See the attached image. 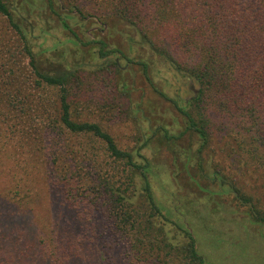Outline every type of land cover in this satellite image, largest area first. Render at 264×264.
I'll return each mask as SVG.
<instances>
[{
	"label": "rangeland",
	"instance_id": "1",
	"mask_svg": "<svg viewBox=\"0 0 264 264\" xmlns=\"http://www.w3.org/2000/svg\"><path fill=\"white\" fill-rule=\"evenodd\" d=\"M116 3L117 0H53L58 14L69 16L70 24L78 33L85 30L91 37L101 36L110 45L127 50L129 56L147 60L151 81L137 64L116 59L119 64L116 69L112 63L108 64L111 59H98L95 54L75 47L68 39L69 32L61 27L55 12L46 5L29 10L31 17L27 21L32 24L34 36H27L28 43L34 52L43 51L47 60L54 64L60 61L71 73L65 86L72 114L99 124L119 148L129 149L137 163L148 165L151 191L164 215L163 218L155 216L153 220L157 227L163 225L171 243L180 245L185 241L178 229L181 226L192 234L196 250L207 264H264V222L255 220L251 214L252 205L264 213V128L257 131L249 120L239 122L240 117L234 118L232 114L226 119L221 116L223 112L213 109V113L208 111V119L210 117L213 123L212 134L208 142L201 145L196 133L185 130L182 116L168 99L175 97L178 104L185 105L196 94L197 83L188 75L175 72L140 45L130 54L126 35L137 31L114 14ZM103 14H109L104 19L106 24L96 19ZM158 27L153 31L162 33ZM22 41L16 30L0 16V114H5V120L12 123L15 130L23 123L18 118H23L25 130L34 128L37 132V129H45L47 121L57 112L58 89L36 86L20 47ZM159 91L166 96H161ZM41 98L45 110L39 111L36 108H40ZM0 126H3L1 122ZM159 127L167 130L168 139L162 136L161 130L157 131ZM246 127L252 128L246 130ZM225 129H230L231 134L226 135ZM63 136L58 148L65 159L58 165L62 174L75 168L72 175L77 174L78 181L69 187L63 184L62 189L65 192L69 188L83 195L80 205L85 207L86 214L76 220L78 202L72 205L66 194V202L60 201L54 185L48 188L45 202L35 206L31 215L11 216V208L0 199V204L6 206L4 218L0 217L2 239L5 241L8 236L7 229L13 230L17 251L21 252L31 230L34 236L29 244L34 246V255L39 258L47 255L44 248L55 250L49 255L52 263L58 264L68 256L65 254L68 251L61 248L57 237L70 236L72 231L83 236L84 230L79 226L91 214L92 221L99 218L97 229L106 236L107 243L112 242V247H106L105 251L114 252V259L103 258L99 251H94L93 257L88 259L89 252L74 250L71 264H186L177 257L168 262L155 257L154 239L162 236L159 230L145 226L133 229L128 222L123 223V227L118 224L115 200L106 190V180L120 165L110 161L102 144L89 134ZM45 144L32 145L30 151L35 154L43 151L47 158L48 153L53 152L50 158L56 155L54 149L49 150V144ZM69 149L76 156L69 155ZM75 158L80 160L78 167L72 162ZM118 175H121L120 170ZM135 183L136 188L142 184L138 174ZM138 188L131 200L145 208ZM239 193L248 198L244 200ZM57 213L68 222L64 235L57 226ZM102 220L104 225L101 226ZM83 248L80 245V249Z\"/></svg>",
	"mask_w": 264,
	"mask_h": 264
},
{
	"label": "trees",
	"instance_id": "2",
	"mask_svg": "<svg viewBox=\"0 0 264 264\" xmlns=\"http://www.w3.org/2000/svg\"><path fill=\"white\" fill-rule=\"evenodd\" d=\"M40 5H46L55 12L61 27L70 34L68 37L70 43L72 42L75 47L95 54L98 59H111L108 64L112 63L116 69H119L116 59L137 64L150 80L147 60L140 56H137L139 59L133 55L129 56L127 50L123 51L114 44L110 45V42L101 36L91 37L85 34V30L78 33L70 24L69 16L58 14L53 0H43L41 3L36 0H0V16H3L7 25L15 29L23 39L20 47L27 57V65L36 86H55L58 89L57 112L53 113L43 130L37 129V132L34 128L32 131L25 130L27 126L23 118H18L23 123L20 125L21 128L15 130L12 123L5 120V114H0V122L3 125L0 126V199L11 208V216L15 214L19 217V214H29L35 206L43 204L48 188L54 185L58 190H55V194L60 201L66 202L64 197L66 194L72 205L78 202L80 207L74 217L79 220L87 212L85 207L80 205V200L84 199L83 195H78L69 188L65 189V193L62 189L63 184L69 187L70 184L77 183L78 175H72L75 168H71L70 173L66 174L67 171L61 173L58 163L60 160L62 162L65 156L63 151H59L58 142L63 140L64 134L66 136L89 134L102 144L103 151L107 153L110 161L120 165L119 169L106 180V190L115 200L114 212L119 216L118 224L128 222L133 229L139 230L145 226L159 230L162 236L154 239V250L152 249L157 259L168 262L177 257L186 264H207L198 254L194 238L189 231L178 226L186 239L182 244L175 245L167 237L163 225L156 226L154 217L163 218L164 215L151 191L147 178L148 165L137 163L129 149L119 148L113 137L99 124L87 119L81 120L72 114L65 86L71 73L60 61L57 60L54 64L47 60L48 57L43 51L34 52L28 43L27 36H34L33 27L30 26L32 24L29 22L31 17L29 10ZM116 5L114 14L137 31L135 34L126 35V46L130 54H134V47L140 45L147 52L161 58L175 72L186 74L197 83L196 94L191 100H187L185 105L178 104L175 97L166 98L182 116L185 130L196 133L201 145H205L212 134L213 123L209 121L210 117L208 119V111L213 113V109H217L219 113L223 112L221 116L226 119L231 116L229 114L234 118L238 115L239 122L249 120L257 131L263 130L264 0H117ZM25 6L27 8L24 10ZM102 16H96V19L106 24L104 19L109 17V14ZM24 19L26 21H23ZM155 26L156 28L160 26L158 29L162 33H155L153 31ZM182 48L185 52H181ZM159 94L166 96L161 91ZM38 105L40 108L37 107V110H45L42 98ZM249 128L246 127V130ZM159 130L162 136L168 139L170 134L167 130L161 127L157 129ZM28 132L34 135L29 136L31 134ZM230 132V129L224 130L226 135L231 134ZM47 136L51 138L47 139ZM46 142L49 144V150L53 148L56 155L50 158L53 152L48 153L47 158L43 151H38L37 154L30 151L32 145L43 146ZM68 152L69 155L72 153V156H76L72 149ZM72 162L75 167L80 164L78 158ZM119 170L121 175H118ZM137 174L142 178V184L137 188L145 202V208L138 207L131 200L137 190L135 183ZM242 193H239V196L244 197ZM246 198L248 197L243 199ZM5 207L0 204L1 218L5 216ZM251 207L253 218L264 222V213L253 205ZM58 213L57 226L64 235L68 222L62 220L63 216L60 217ZM88 218L79 226L84 230L83 236L72 231L70 236H63L60 239L57 237L61 248L68 251L65 253L68 256L58 264H71V254L74 250L89 252L86 256L88 259L93 257L94 251H99L105 259H114V252L105 251L106 247H112V242L107 243L106 236L97 229L99 218L92 221L91 214ZM100 225H104L103 220ZM7 230L5 234L8 236L5 241L2 239L4 235L0 232V264H53V258L49 254L55 250L43 247L45 252L48 251L47 255L40 258L34 255L32 251L34 246L32 243L29 244L34 236L31 230L26 240L27 244L21 252L17 251L16 235L13 230ZM40 233L43 234L41 230ZM80 245L84 248L80 249ZM98 246L104 250H99ZM61 252L64 253L62 250ZM6 254L9 255L8 259L5 258Z\"/></svg>",
	"mask_w": 264,
	"mask_h": 264
}]
</instances>
